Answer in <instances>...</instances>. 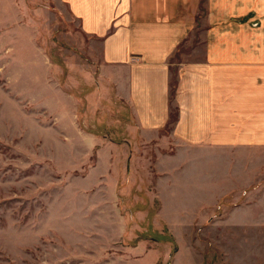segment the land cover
I'll use <instances>...</instances> for the list:
<instances>
[{
    "label": "rangeland",
    "instance_id": "rangeland-1",
    "mask_svg": "<svg viewBox=\"0 0 264 264\" xmlns=\"http://www.w3.org/2000/svg\"><path fill=\"white\" fill-rule=\"evenodd\" d=\"M99 56L62 0H0V264H264L263 202L158 192Z\"/></svg>",
    "mask_w": 264,
    "mask_h": 264
},
{
    "label": "crops",
    "instance_id": "crops-1",
    "mask_svg": "<svg viewBox=\"0 0 264 264\" xmlns=\"http://www.w3.org/2000/svg\"><path fill=\"white\" fill-rule=\"evenodd\" d=\"M62 1L140 140L158 148V192L264 203L250 200L264 190V0Z\"/></svg>",
    "mask_w": 264,
    "mask_h": 264
}]
</instances>
